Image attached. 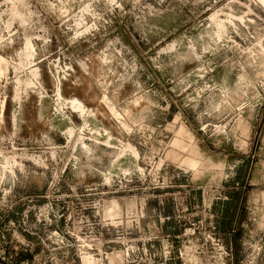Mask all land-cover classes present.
<instances>
[{"label":"clouds","instance_id":"9594fccd","mask_svg":"<svg viewBox=\"0 0 264 264\" xmlns=\"http://www.w3.org/2000/svg\"><path fill=\"white\" fill-rule=\"evenodd\" d=\"M123 2L0 4L26 10L18 42L57 37L66 61L46 90L0 40V264H264V0H228L219 33L154 24L151 55L101 51Z\"/></svg>","mask_w":264,"mask_h":264},{"label":"rangeland","instance_id":"374dc122","mask_svg":"<svg viewBox=\"0 0 264 264\" xmlns=\"http://www.w3.org/2000/svg\"><path fill=\"white\" fill-rule=\"evenodd\" d=\"M12 2L16 4H31L34 0H12ZM119 2H121V0H118V3ZM2 3L3 0H0V4ZM227 3L228 0H201L200 3H196L195 0H189L187 4L180 3V0H164V3L161 4L159 0H140V4L143 7V11H141L140 8L133 9L131 0H125V2L121 3L123 13L121 14V8H117L115 13L112 14V23L107 28L109 35L105 41L97 44V48L103 51V47L107 46V41L119 39V43L115 45L116 55L121 54V45L126 49H131L134 53L142 51L151 55L150 49L145 47V45L153 42L154 29H152V25L154 24L157 27H172L178 32L188 30L191 35L196 36L201 34V30L197 27V25L201 24L204 28H207L209 24H215V31L217 33L225 29L230 30L228 21L231 19L235 10L226 8L225 5ZM149 6L161 12L163 15L160 17L149 15ZM165 9H170V11L165 12ZM14 11L15 15L11 17V23H9V16L0 15V40L9 37L10 32L14 33V35H11L12 47L16 49V55L13 56V59L24 71L32 72L34 70L35 80L33 83L39 80L42 86L47 90L49 82L52 81L55 76L63 75L61 69L64 68L66 61L60 56L59 49L61 44L58 42L57 37H53L51 45L48 46V50L43 51L41 48L43 41H31V48L29 47L28 40H21L18 42L17 36L19 32L17 30L20 29L21 32L23 31V29L20 28V18L26 16V10L17 7ZM2 13L3 8H0V14ZM141 17H143V19H140L138 22V18ZM213 17H215V19H213ZM108 18L107 16L105 17V19ZM85 19H88V17L85 16ZM48 23L49 22L46 20L44 26L47 27ZM56 23L59 25L60 22L56 21ZM74 23V21H68L69 26ZM232 24L240 26L238 20H232ZM58 31L59 29L57 28V32ZM69 35H75V33L69 32ZM232 35L236 44L242 47L245 46L239 36H236L234 33ZM96 39L99 40V36H97ZM83 43L84 46L87 47V41ZM64 46L67 47V45ZM0 47H2V45H0ZM32 48L37 50L35 56L32 53ZM236 55V53L228 50H224L219 54L216 58V67L214 71L209 73L213 80L217 83L223 82L224 77L229 72L228 66H226L223 61ZM45 56H47V59H44ZM7 59L8 58L5 57V60ZM125 59H127V56H125ZM37 61H39V63H37ZM5 69L9 77L15 75V68L6 66L3 61H0V72H3ZM204 79L207 80L208 76H205ZM235 79L236 74L229 77L230 83H234ZM49 95H51L50 92ZM60 96L63 98V102H68L70 99L64 95L62 90L60 91ZM73 105L74 104H72V107L69 108L68 111L79 113V108ZM11 107L12 100L11 96H9V99L4 105L6 114H8Z\"/></svg>","mask_w":264,"mask_h":264},{"label":"bare ground","instance_id":"6f19581e","mask_svg":"<svg viewBox=\"0 0 264 264\" xmlns=\"http://www.w3.org/2000/svg\"><path fill=\"white\" fill-rule=\"evenodd\" d=\"M73 104H74L77 108H79L78 105H76L75 103H73ZM74 105H73V106H74ZM75 106H74V107H75Z\"/></svg>","mask_w":264,"mask_h":264}]
</instances>
